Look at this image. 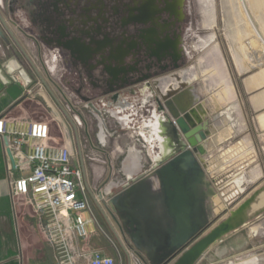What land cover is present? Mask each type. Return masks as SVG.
I'll return each mask as SVG.
<instances>
[{"label":"rangeland","instance_id":"obj_1","mask_svg":"<svg viewBox=\"0 0 264 264\" xmlns=\"http://www.w3.org/2000/svg\"><path fill=\"white\" fill-rule=\"evenodd\" d=\"M244 9L248 11L249 17L245 14ZM180 11L183 13V17L180 19L181 22L176 24L175 27L181 30L180 39L178 38V49L181 51V60L185 65L178 71L170 64V60L166 59L162 62L160 61L162 64H167L164 71H160L159 66L157 67L159 62L149 58L148 62L149 64L152 63L153 71H159L158 75L153 76L154 80L168 78L178 72L186 71L187 75L194 76L189 86V89L191 90L192 88L193 91L191 90L190 92L195 93L194 95L196 96L197 93L198 95L201 94L203 103L212 106L216 110H221L223 105H226L224 104L225 102L219 99V97L224 96V85L219 84V78H217L216 83H213L209 78L208 72L220 70L224 66L228 82L233 87L235 98L234 104L229 105V111H231V107L238 105L241 109L243 107L245 115L252 119L253 114L248 113L247 94L243 91L241 82L250 75L264 69V0H183ZM36 14L39 15V13ZM98 14L100 12L90 11L79 18L80 20L82 18L87 20V16L96 17ZM102 14L106 18L109 17L107 10ZM21 18L25 19L23 16ZM57 19V25L63 23L64 19L66 20L65 17H57ZM163 19L169 20L170 23L175 21V17L172 19L171 14L167 12L163 13ZM251 21L260 37L252 32L249 25ZM44 28L45 26L41 28L43 32ZM129 28V31L137 35L138 30L145 28V25L130 24ZM23 29L26 31L25 33L35 37L36 35L34 34H37L38 28L34 27L33 31L31 28ZM176 29L173 28L170 34L177 39L174 34ZM34 44L38 65L42 68L43 66L46 67L44 56H48L47 47L43 43ZM140 51L143 52L141 49ZM104 54L108 56L107 53ZM249 58H255L253 64L249 61ZM141 60L142 63H138V59L133 57L124 60L125 66L128 65L131 66L130 69H137V72L132 70L128 73L127 76L129 78L135 80L142 75L144 72V60L142 58ZM91 63L92 61H90ZM92 64L89 66L90 68ZM56 65L57 71H59L60 75L62 73L63 77L61 75V80L59 81L58 74L52 77L46 70L48 78L52 82L63 84L67 89L69 88L70 92L77 95L75 93V88L78 87L76 76L71 77L67 72V69H70L68 62L64 58L63 60L60 58ZM109 65L116 68L119 63L116 60L104 58L100 60V68L91 71L90 74L85 73L84 80L79 82L80 87L83 86L80 96L86 99L87 96H90L98 103V108L104 115L107 129L112 135H110L111 138H108L105 152L93 149L92 144L95 143V134L99 132V122L90 116L88 117L87 112V125L84 130L80 131V138L84 140L83 157L86 163L88 183L90 185L95 184L94 189L96 192H102L110 181L115 178V162L117 160H124L126 165H129L130 151L140 152L141 163L146 168L154 165L151 157L158 152L157 143H154V148H152L136 131L143 125V122L151 117L152 111L157 108L154 101L146 105L142 103L144 97L141 95L148 94L147 92L144 93V90L138 92L130 101L129 106L123 111V114L119 115L120 117L122 115L129 116L128 124H124V121L119 122L117 117L109 114L110 111L116 112L119 110H115V105L109 107V102L107 101L110 92L107 85L112 83V78L108 74ZM239 65H242V71L239 70ZM23 66L26 67L27 64ZM76 66L81 69L80 64ZM117 78L123 79L124 77L123 75H117ZM94 83L99 88L94 89V85H92ZM263 91L264 88L256 94ZM28 108L33 114L32 121L48 122L44 112L37 105L30 103ZM226 109L224 107L222 112L218 114L226 116L224 114ZM231 112L229 115L236 118L238 114L235 111ZM239 113L241 114V111ZM215 116L211 119L215 118ZM252 130L251 125L245 121L243 131L236 139H230L218 147L221 153H225L226 150L240 146L238 150L243 154H240L241 156L239 155L237 160L227 166L223 165L226 157L221 160L219 156H213L210 149L215 145L212 142L208 143V136L199 144L205 149L206 146L208 147L206 154L203 156L207 161L206 170L209 171L207 178L219 196L218 200L213 203V219L209 227L201 234L202 236L229 219L231 213L256 192L260 194L264 192V131L258 128H255L254 131ZM53 132L57 135L61 134L60 130H54ZM75 152L76 158L80 160L77 149ZM149 155L152 156L149 157ZM232 156L235 155H231L230 158ZM94 171L99 172L96 176L97 178L94 176ZM240 176L245 178L243 192L237 191L232 195L231 193L235 191L232 188L230 193H227L229 184ZM120 190L118 189L114 193ZM106 206L109 207V204L107 203ZM122 236L128 243L127 245L134 251V259L140 260L139 256H142L149 264L145 256L135 248L130 239L125 234H122ZM118 248V250H122V248ZM124 257L125 255L122 258L124 259ZM196 264H264V212L252 217L245 226L226 235L221 241L212 245Z\"/></svg>","mask_w":264,"mask_h":264},{"label":"water","instance_id":"obj_2","mask_svg":"<svg viewBox=\"0 0 264 264\" xmlns=\"http://www.w3.org/2000/svg\"><path fill=\"white\" fill-rule=\"evenodd\" d=\"M60 16L64 17L63 14ZM0 21L23 51L34 73L51 91L1 13ZM0 34L3 35L1 29ZM17 71L24 85L33 87L35 80L26 67L20 66ZM108 74L115 79L113 74ZM13 82L15 85L9 87L8 93L12 99L17 100L23 89L14 77L8 79L7 85ZM189 86L190 84L175 93L177 103L174 101L175 97L165 99L158 89L160 97L155 111L159 114L157 135L160 137V154L154 161L151 173L142 176V170L146 167L140 160L135 161L129 157L128 166L126 161L117 160L116 176L100 195L101 198L108 199L107 210L114 217L121 234L130 239L149 264H196L212 245L245 226L252 217L264 212L262 210L257 214H250L252 205L260 195L256 192L233 211L229 219L208 234L201 235L213 219V203L219 196L207 178V161L203 158L206 151L199 145L210 132L196 134L197 129L204 124L202 115L207 112L203 110L202 114L200 105L193 106L196 101L192 100H197V96L191 95ZM121 94L117 90L109 92V107L121 99ZM200 113V119L196 118L195 114ZM7 153L14 163L12 152L8 149ZM148 187H152L153 191L149 192ZM118 189L121 190L114 193ZM94 201L109 223L100 204L95 198ZM110 226L113 228L111 223ZM123 249L130 258L128 251L124 247Z\"/></svg>","mask_w":264,"mask_h":264},{"label":"crops","instance_id":"obj_3","mask_svg":"<svg viewBox=\"0 0 264 264\" xmlns=\"http://www.w3.org/2000/svg\"><path fill=\"white\" fill-rule=\"evenodd\" d=\"M0 13L10 30L13 32L15 38L24 48L29 59L37 66L42 77L51 89V91H49V89L40 81L23 51L2 26L0 21V29L3 32V35L0 34V117L5 116L8 119L18 121H32L33 114L29 111L28 107L30 106V103H33L41 108L45 114L48 121L47 123L50 126L51 144L58 145L64 144L65 142L69 143L74 152L77 149L79 156H81V147L84 146V140H82L83 138H80L81 130L76 129L63 111L62 99L60 96V87H62V85L58 82H52L47 76L46 67L43 66L42 68L36 61L34 43H38L35 42L33 36L29 35V33H25L26 31L23 29H29L32 23L26 20L21 23L19 20L21 16L27 17V14H29L28 11L15 7H6V9H4L0 4ZM22 58L24 59L23 61ZM249 61L254 63L253 58H249ZM24 64H27V72L35 80L34 85L36 84V86L33 85V96H39L41 98L39 101L34 99H21V97L14 100L8 93L9 87L15 85V82L11 85H7L8 79H11V77L16 78L17 84L20 85L23 92L25 91L26 86L18 76L17 71L18 68ZM242 69V65H239V70L242 71ZM208 74L213 83H216L217 78H219V84L224 85V96L221 98L219 97V99L226 104L223 105V108H227L224 113L226 116L218 114L222 112L223 108L221 110H216L212 108V106H208L203 103L201 94L198 95L197 93V100L193 106L196 107L197 105V107H199L200 105L201 110L207 111V114L204 116L202 115L204 124L197 129L196 134L200 135V133L206 134L207 131L210 132V134L207 135L209 137L208 143L210 144L212 142V144L215 145L211 147L212 149H210V151L213 156H219L221 160L226 157L223 161V165L227 166L237 160L240 154H243L238 150L240 149V146L226 150L225 153H221L220 150H218V147L230 139H236V137L242 133L245 121L247 124L251 125L253 128L252 131H254L255 128L264 131V112L261 113V111H264V91L256 94L264 88V69L250 75L241 82L242 89L247 94L246 104L248 113L253 114L252 119L246 116L243 107L241 109L238 105L231 107V111H235L238 114L237 117L234 118L229 115V113H232L229 111V105L234 104L235 98L233 87L228 82L224 66L220 70H211ZM193 77L194 76L190 77V81H192ZM77 88H75V93H77ZM191 90L193 91L192 88ZM191 95H193L192 92ZM78 96H80V94ZM117 109L120 110L119 107H115V110ZM119 110L116 112L119 113ZM240 111L241 114L239 113ZM213 116H215V118L211 119ZM54 130H60L61 134H54ZM137 133L139 135V132ZM139 136L142 137L141 135ZM99 149L102 152L106 151V148ZM206 149H208L207 146ZM7 152L8 149H6V143L0 138V264H56L53 253L47 242L42 219L35 213L30 204L29 197L14 195L11 188V183L13 181L29 176L32 172V167L29 165H22L16 160H14L13 163ZM129 155L137 161V154H135L134 151L129 152ZM231 155L235 156L230 158ZM152 170L153 166L143 168L142 176L148 175ZM206 171L209 174V171ZM93 173L95 177L99 174V172L96 171ZM234 180L238 185H240L241 182H245L243 176L237 177ZM94 185L92 184L90 187L92 193L97 197ZM151 189L148 187L149 192L153 191L152 187ZM107 203L108 199H101L100 197V206L106 214L109 223L96 204L94 210L96 211L99 223L106 225L110 231L115 245L108 241L99 231L92 234L86 245L101 249L106 254L115 257L117 259V264H148L142 256H139L140 260L134 259V251L123 239V236L114 221V217H112L107 210ZM110 223L114 230L111 228ZM118 247L122 248V250H118ZM123 247L130 254V258L126 255ZM124 255L125 257L123 259L122 257Z\"/></svg>","mask_w":264,"mask_h":264},{"label":"flooded vegetation","instance_id":"obj_4","mask_svg":"<svg viewBox=\"0 0 264 264\" xmlns=\"http://www.w3.org/2000/svg\"><path fill=\"white\" fill-rule=\"evenodd\" d=\"M0 4L3 8L15 7L28 11L29 17L20 18V22L26 20L32 23L30 26L32 31L34 27L38 28L37 34H34L36 36L33 37L35 42L43 43L47 47L48 58H54L55 63L60 58L68 62L70 69H67V72L71 77L76 76L79 94L83 89L79 82L84 80L85 73L90 74L91 71L100 68V60L105 58L118 61L119 65L116 68L108 66V72L112 73L115 79L107 86L109 91L117 90L122 93L121 99L115 104V107L120 108L119 114H123L125 110L123 108L129 106L133 97L142 90L148 93L141 95L144 97L142 103L146 105L154 101L157 107L159 91L165 96L174 90L170 87L171 82L174 84L180 80L185 83L190 81L191 76L186 75V71L154 80L153 76L158 75L159 71H153L152 63L148 62L149 58L159 62L157 67L159 66L160 71H164L167 66L166 63H161L166 59H169L170 64L178 71L185 65L178 49L181 30L175 27L183 17L180 11L183 0H0ZM106 10L109 12L108 18L102 14ZM90 11H97L100 14L96 17L87 16V20L85 18L80 20L79 17ZM164 12L171 14L172 19L175 17V21L170 23L169 20L163 19ZM61 14L66 20L57 25V17H61ZM130 24L145 25V28L138 30L137 35H134L129 31ZM42 25L45 26L44 32L41 29ZM173 28L176 29L174 34L177 39L170 34ZM131 57L138 59V63H142L141 58L144 60V72L135 80L127 75L132 70L137 72V69H130L131 66H125L124 62ZM90 61L93 63L91 68ZM79 64L81 69L76 66ZM117 75H123L124 78L118 79ZM92 85L94 89L99 88L95 83ZM84 99L95 102L90 96ZM153 111L151 117H159V114ZM122 116L127 117L128 124L129 116ZM151 117L148 120H151ZM157 148L158 156L159 143Z\"/></svg>","mask_w":264,"mask_h":264},{"label":"built area","instance_id":"obj_5","mask_svg":"<svg viewBox=\"0 0 264 264\" xmlns=\"http://www.w3.org/2000/svg\"><path fill=\"white\" fill-rule=\"evenodd\" d=\"M44 62L50 75L54 77L58 74L60 81L62 73L60 75L57 71V61L55 63L54 58L45 56ZM61 85L63 111L76 129L86 128L87 112L88 117L99 122V132L95 134L92 148L102 152L99 148H106L111 134L98 103L85 100ZM34 86L26 87L21 99L39 101V96H33ZM109 114L117 117L115 112L110 111ZM117 115L120 117L119 113ZM0 138L7 142L6 149L12 152L14 160L32 167L31 174L13 181L11 188L14 195L29 197L35 213L42 219L56 264H117L115 257L86 245L96 231L101 232L112 244L115 245V242L106 225L99 223L94 210V198L100 204L102 192L97 191L96 197L88 183L84 146L81 147L78 160L69 143L51 144L48 123L18 121L5 116L0 117Z\"/></svg>","mask_w":264,"mask_h":264},{"label":"bare ground","instance_id":"obj_6","mask_svg":"<svg viewBox=\"0 0 264 264\" xmlns=\"http://www.w3.org/2000/svg\"><path fill=\"white\" fill-rule=\"evenodd\" d=\"M245 10V14L249 17V15H248V11L246 10V9H244ZM247 17V18H248ZM249 25H250V28L252 29V32H254L255 34H257L258 36H259V33H258V31H257V29L255 28V26H254V24L252 23V21L251 22H249ZM248 25V26H249ZM250 29V30H251ZM252 34V33H251ZM255 36V35H254ZM256 37V36H255ZM260 37V36H259ZM251 40V39H250ZM252 41V40H251ZM255 59V58H254ZM250 61H251V59H250ZM253 64V63H252ZM190 82L191 81H189V82H187V83H185L184 81H179V82H177V83H174L173 84V82H171V88H173L174 90L171 92V93H169V94H166L165 96H163L165 99H167L169 96H172V99H173V97H175V93L178 91V90H180L181 88H183V87H185L186 85H188V84H190ZM195 99V98H194ZM177 98L175 97V99H174V101L177 103ZM194 101H196V99L195 100H192V102H194ZM128 106H126L125 108H123V110L124 109H126ZM155 111V110H154ZM153 111V112H154ZM154 113H157L156 111L154 112ZM202 114H203V111H202ZM115 116H117V118L118 119H120L121 121H124V120H126V121H124V123H126L127 124V117H125V116H122V117H118V115H117V113L115 112ZM195 117L196 118H198V119H200V117H201V113H200V115H198V114H195ZM157 119H158V117H154V116H152L151 117V120H146L144 123H143V125L139 128V129H137L136 131L137 132H139V135H141L145 140H146V142L147 143H149L150 145H151V147L152 148H154V143H159V141H160V137L157 135V127H158V122H157ZM201 139V138H200ZM200 147H203V146H200ZM204 148V147H203ZM203 148H201V149H203ZM133 151V150H132ZM132 151H130V152H132ZM204 151V150H203ZM135 152V154H137V161H139L140 160V152H136V151H134ZM152 155H149V157H151ZM157 154L155 155V156H153V157H151L152 158V160L153 161H155L156 159H157ZM141 161V160H140ZM244 183L243 182H241L240 183V185H238V183L235 181V180H233L230 184H229V186H228V188H227V193H230V189H232L233 188V190H235L234 192H232L231 194L233 195V194H235L237 191H239V192H243V190H244ZM216 201H217V199H216ZM262 210H264V192L262 193V194H260L259 196H258V198L256 199V201H255V203L252 205V208H251V211H250V214L251 215H254V214H257L258 212H260V211H262Z\"/></svg>","mask_w":264,"mask_h":264}]
</instances>
